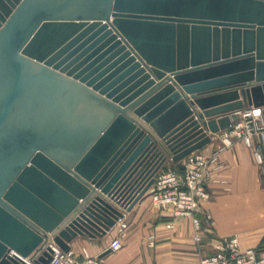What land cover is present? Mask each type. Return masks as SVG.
<instances>
[{
    "label": "water",
    "instance_id": "obj_1",
    "mask_svg": "<svg viewBox=\"0 0 264 264\" xmlns=\"http://www.w3.org/2000/svg\"><path fill=\"white\" fill-rule=\"evenodd\" d=\"M251 107L264 0H0V264L104 238Z\"/></svg>",
    "mask_w": 264,
    "mask_h": 264
},
{
    "label": "crops",
    "instance_id": "obj_2",
    "mask_svg": "<svg viewBox=\"0 0 264 264\" xmlns=\"http://www.w3.org/2000/svg\"><path fill=\"white\" fill-rule=\"evenodd\" d=\"M221 147L219 133L198 152L211 155ZM220 159L225 168L216 176L217 182L209 185L212 199L203 205L211 212L213 225L203 226L200 242L194 239L196 231L190 218H176L171 209L153 205V186L125 213L122 221L128 228L120 251L106 254L118 237L115 227L104 238L78 236L71 243L72 250L77 254L87 250L107 264H199L203 257L216 252L218 240L237 236L242 249L255 248L259 256L264 255V165L256 163L253 149L240 140L222 151ZM183 164L184 160L178 163L169 160L160 173L182 172ZM222 180L227 184L221 183ZM195 216L203 219L202 212ZM151 236H155L153 243Z\"/></svg>",
    "mask_w": 264,
    "mask_h": 264
},
{
    "label": "built area",
    "instance_id": "obj_3",
    "mask_svg": "<svg viewBox=\"0 0 264 264\" xmlns=\"http://www.w3.org/2000/svg\"><path fill=\"white\" fill-rule=\"evenodd\" d=\"M239 119L234 121L230 129L221 132L222 147L211 155L194 152L184 159L183 171H168L156 176L152 194L153 205L162 210L171 209L176 218H190L195 228V241H201L203 226L211 228L213 218L211 212L203 205L210 202L212 194L208 187L217 182L216 176L225 168L220 153L233 146L235 140L243 141L253 149L255 161L264 165V122L261 108H248L238 112ZM258 138V142L256 139ZM221 183L227 184L226 180ZM228 190V189H227ZM202 212L203 219L195 216ZM118 237L110 244L111 252L123 248V238L128 225L122 220L115 226ZM152 243L155 236L150 237ZM50 264H107L94 257L87 250L77 254L54 246ZM199 264H264V255L259 256L255 248L242 249L237 236L218 240L216 252L203 257Z\"/></svg>",
    "mask_w": 264,
    "mask_h": 264
}]
</instances>
